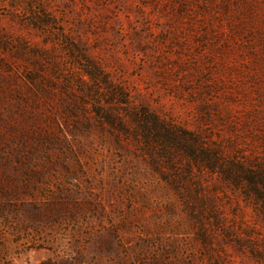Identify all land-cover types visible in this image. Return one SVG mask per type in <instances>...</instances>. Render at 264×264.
<instances>
[{"label":"rangeland","instance_id":"374dc122","mask_svg":"<svg viewBox=\"0 0 264 264\" xmlns=\"http://www.w3.org/2000/svg\"><path fill=\"white\" fill-rule=\"evenodd\" d=\"M264 0H0V264H264Z\"/></svg>","mask_w":264,"mask_h":264},{"label":"trees","instance_id":"16d2710c","mask_svg":"<svg viewBox=\"0 0 264 264\" xmlns=\"http://www.w3.org/2000/svg\"><path fill=\"white\" fill-rule=\"evenodd\" d=\"M263 142H264V134H263ZM227 177L230 178L233 182H238L239 180L245 182L247 185L244 187L245 194L251 192L253 193L255 198L261 203V214L264 217V157H262V161L257 166V171H250L249 168L242 167L237 171V174L234 175L233 171H230L226 174Z\"/></svg>","mask_w":264,"mask_h":264}]
</instances>
